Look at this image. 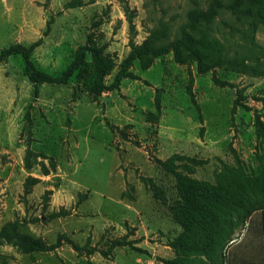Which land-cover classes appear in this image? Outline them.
Segmentation results:
<instances>
[{"label":"rangeland","instance_id":"1","mask_svg":"<svg viewBox=\"0 0 264 264\" xmlns=\"http://www.w3.org/2000/svg\"><path fill=\"white\" fill-rule=\"evenodd\" d=\"M210 1L0 0V52L39 43L30 60L58 77L82 48H97L114 62L104 81L112 84L131 54L148 50L153 33L166 36L156 44L173 41L190 11L207 10ZM206 29L243 52V71L201 72L172 49L157 57L148 51L131 61L132 77L95 94L87 50L67 84L33 83L21 55L0 63V232L15 224L48 249L24 253L3 238L0 264H164L175 256L170 241L180 229L169 212L177 180L159 161L211 184L225 166L258 170L264 23L248 31L243 22L242 35L225 15ZM29 178L39 181L27 193ZM234 238L223 264H264L260 211Z\"/></svg>","mask_w":264,"mask_h":264},{"label":"trees","instance_id":"2","mask_svg":"<svg viewBox=\"0 0 264 264\" xmlns=\"http://www.w3.org/2000/svg\"><path fill=\"white\" fill-rule=\"evenodd\" d=\"M229 16L238 21L243 35V22L253 31L259 24L264 23V0H211L207 10L199 7L189 13V21L180 33V37L163 44H156L166 38L160 33L146 41L145 52L131 54L122 64L112 84H106L105 77L114 69V62L101 55L97 48H82L79 58L63 74L52 77L40 71L30 60L33 50L39 45L30 47L17 44L0 52V63L11 56L21 55L26 62V72L29 79L35 83L67 84L74 71L85 58V51L93 55L97 68V81L93 88L95 94L113 91L118 88L124 78L132 77L127 69L135 57L153 53L154 57L172 49L179 62L195 60L199 63L201 72L226 65L234 70L243 71V52L227 46L206 25L214 24L218 18ZM233 27V26H232ZM151 47V48H149ZM256 134L260 147H264V123L256 117ZM170 161H159V165L168 173L175 176L178 199L169 207L174 226L180 232L170 241L175 252L171 259H164V264H223L226 260V249L236 241V230L254 213H262V232L264 237V157L256 172L243 166H225L217 175L215 184L184 176L175 167L169 166ZM39 180L29 178L26 186L27 193ZM155 197L165 201L161 188L152 184ZM51 194V191L47 192ZM8 230L13 236H9ZM15 241L18 248L26 253L32 251H47V246L41 239L23 235L17 232L15 224H8L0 232L1 239ZM233 242V243H232ZM116 245H122L118 242Z\"/></svg>","mask_w":264,"mask_h":264}]
</instances>
